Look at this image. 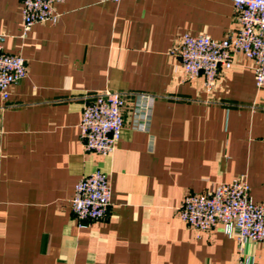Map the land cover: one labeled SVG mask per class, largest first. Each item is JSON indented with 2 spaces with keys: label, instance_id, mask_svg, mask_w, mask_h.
<instances>
[{
  "label": "crops",
  "instance_id": "1",
  "mask_svg": "<svg viewBox=\"0 0 264 264\" xmlns=\"http://www.w3.org/2000/svg\"><path fill=\"white\" fill-rule=\"evenodd\" d=\"M57 23L25 32L21 0H0L4 51L28 75L0 100V264H236L223 225L197 233L179 216L189 195L245 177L264 205V88L237 55L215 87L188 81L173 50L183 36L238 33L231 0H67ZM105 90L149 96L123 110L115 153H87L81 117ZM139 121L145 130L135 127ZM96 170L111 184L108 216L81 227L78 182ZM243 258L264 264V243Z\"/></svg>",
  "mask_w": 264,
  "mask_h": 264
},
{
  "label": "built area",
  "instance_id": "2",
  "mask_svg": "<svg viewBox=\"0 0 264 264\" xmlns=\"http://www.w3.org/2000/svg\"><path fill=\"white\" fill-rule=\"evenodd\" d=\"M25 32L36 24L59 20L55 4L67 0H21ZM120 2L122 0H114ZM238 33L217 40L209 35L183 36L173 50L188 81L200 77L205 87H215L223 72L230 70L237 55H243L254 63L255 83L264 88V0H231ZM6 36L0 34V100L6 102L11 96V87L28 75L25 59L4 51ZM130 98H135V117L143 116L147 106L145 95L123 94L105 90L89 96L83 106L80 129L83 149L104 157L112 156L122 137L124 128L123 110ZM135 127L145 130L139 121ZM251 188L245 177L216 186L210 192L189 195L179 208L184 223L197 233L209 232L220 225L234 233L241 254L236 264H250L243 258L248 242L264 243V205L251 199ZM112 190L109 176L96 170L84 176L75 188L72 210L81 227L105 219L110 211Z\"/></svg>",
  "mask_w": 264,
  "mask_h": 264
}]
</instances>
